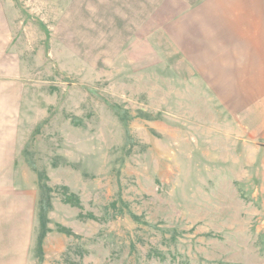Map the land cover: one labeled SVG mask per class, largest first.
Here are the masks:
<instances>
[{"label": "rangeland", "instance_id": "obj_1", "mask_svg": "<svg viewBox=\"0 0 264 264\" xmlns=\"http://www.w3.org/2000/svg\"><path fill=\"white\" fill-rule=\"evenodd\" d=\"M0 3L29 264H264V0Z\"/></svg>", "mask_w": 264, "mask_h": 264}, {"label": "crops", "instance_id": "obj_2", "mask_svg": "<svg viewBox=\"0 0 264 264\" xmlns=\"http://www.w3.org/2000/svg\"><path fill=\"white\" fill-rule=\"evenodd\" d=\"M12 43L11 22L0 3V264H29L37 193L17 182L24 85Z\"/></svg>", "mask_w": 264, "mask_h": 264}]
</instances>
